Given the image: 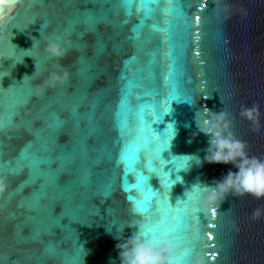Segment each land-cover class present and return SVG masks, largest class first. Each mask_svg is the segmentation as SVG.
I'll use <instances>...</instances> for the list:
<instances>
[{
  "label": "water",
  "instance_id": "95a60500",
  "mask_svg": "<svg viewBox=\"0 0 264 264\" xmlns=\"http://www.w3.org/2000/svg\"><path fill=\"white\" fill-rule=\"evenodd\" d=\"M130 2L0 0V264H120L136 225L177 264H264V199L184 195L235 171L196 121L264 159V0Z\"/></svg>",
  "mask_w": 264,
  "mask_h": 264
},
{
  "label": "clouds",
  "instance_id": "9594fccd",
  "mask_svg": "<svg viewBox=\"0 0 264 264\" xmlns=\"http://www.w3.org/2000/svg\"><path fill=\"white\" fill-rule=\"evenodd\" d=\"M47 51L53 56L62 54L58 42L50 41ZM186 101V100H184ZM188 103V101H186ZM252 110H246L243 114L249 116ZM219 119L224 120L225 115L219 114ZM196 119V118H195ZM166 130L172 139L175 136V127ZM196 125L200 132L209 136V147L206 150L204 161L208 163L231 165L235 171H228L219 181L207 184H196L185 192L186 200H202L203 202L222 200L227 194L234 193L239 196H251L256 199H264V159L249 157L246 144L236 139L231 132L216 130L215 126H209L205 121L204 126ZM225 129L228 124L225 123ZM167 143V141H165ZM167 150H162V152ZM184 167L177 171L186 170L190 163L197 166L201 160L196 156H181ZM160 158L157 162H161ZM135 211V210H134ZM136 231L127 239L117 244L120 264H177L178 248L174 239L168 235H159L146 238L145 230L134 226Z\"/></svg>",
  "mask_w": 264,
  "mask_h": 264
},
{
  "label": "snow or ice",
  "instance_id": "6c2138e0",
  "mask_svg": "<svg viewBox=\"0 0 264 264\" xmlns=\"http://www.w3.org/2000/svg\"><path fill=\"white\" fill-rule=\"evenodd\" d=\"M124 3H125V6L127 7H131V2L130 0H124ZM142 7H147L148 6V0H143L142 4H141ZM197 19H199L197 17ZM249 117H251V113L249 114ZM215 214V210H213V215ZM175 232V229H167L163 232V235H170L172 233ZM173 239L174 241L176 242V244L178 243V240L180 239L179 237H176V236H173ZM209 239H211V237H209Z\"/></svg>",
  "mask_w": 264,
  "mask_h": 264
}]
</instances>
